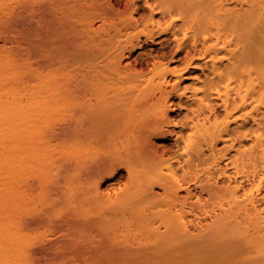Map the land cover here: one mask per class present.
Segmentation results:
<instances>
[{
	"label": "bare ground",
	"instance_id": "obj_1",
	"mask_svg": "<svg viewBox=\"0 0 264 264\" xmlns=\"http://www.w3.org/2000/svg\"><path fill=\"white\" fill-rule=\"evenodd\" d=\"M62 1L49 0L54 8L49 5L48 13L58 14ZM83 1L93 5L88 14L92 20L85 24L94 29L101 22L95 31L109 30L119 21H127L131 29L144 25L127 36L115 59L116 69L128 60L125 67L138 72L143 61L137 57L132 65L129 60L148 45L155 46L145 53L152 59L170 55L159 67L160 62H152L158 106L137 130L125 132L119 125L98 124L96 118L83 116L74 131L81 152L98 136L109 140L101 156L83 152L76 164L64 168L68 173L71 168L84 172L95 187L93 196L112 203L109 210L115 215L101 232L106 237L102 253L91 254L84 264H264V0L169 1L171 21L161 30L157 15L166 11L156 8V0ZM193 7L206 19L194 24L192 39L187 34L181 38L178 22ZM146 8L148 17L143 14ZM34 14L32 10L30 21L40 26ZM96 55V50L81 51L83 103L91 99L85 75L87 67L98 63ZM16 80L14 73H0V264H40L46 257L50 260L44 264L60 259L79 264V249L55 248L58 244H49L51 239L45 240L50 247L31 242L32 225L57 228L64 238L74 230L76 217L35 218L27 207L26 171L44 137L39 125L53 95L31 92ZM187 81L201 89L188 96L192 84ZM211 119L210 127L187 134L194 120ZM10 182L15 183L13 194ZM108 182L104 192L102 186ZM85 192L74 201L82 208L93 201L92 192H86L91 197ZM224 196L228 209L220 202ZM128 215L137 224L131 225L132 219L127 223ZM168 217L170 222H164Z\"/></svg>",
	"mask_w": 264,
	"mask_h": 264
},
{
	"label": "rangeland",
	"instance_id": "obj_2",
	"mask_svg": "<svg viewBox=\"0 0 264 264\" xmlns=\"http://www.w3.org/2000/svg\"><path fill=\"white\" fill-rule=\"evenodd\" d=\"M169 1L174 2V0H156L155 2L157 9L166 11L163 16L157 15L161 22L160 30L167 28L171 21L167 12ZM49 5L54 8L49 0H7L5 3L0 0V73L3 72L6 75L14 73L17 75L15 84L19 87H27L31 89V92L43 90L42 96L46 97L48 91L53 95L52 100L44 105L45 119L39 125V133L44 134V137L37 142L32 161L26 171L27 186L26 184L25 186L29 188L24 186L23 189L31 215L35 218L48 216L53 219L76 217L74 230L71 235L64 238H60L61 234L59 236L58 233L61 231L57 232L56 230H59L57 228L52 226L51 228L49 226L34 228L36 226L32 225L29 231V233L32 232L31 242L38 247L39 245L48 247L45 240L55 239L54 243L51 240L48 241L53 246L57 243L55 248L58 246L61 249H79L82 254L76 258V261L84 264L91 254L97 257L102 253L106 237L101 232L107 225L109 217L111 219L115 215L109 210L112 203L94 197L95 187L86 180L84 172L71 168L72 170L68 173L64 168L68 167L69 163L76 164L77 158L84 152L80 151V140L74 131L78 128L83 116L96 118L98 124L119 125L125 132L128 128L137 130L158 106L157 98L160 93L157 87L158 80L153 78L155 67L152 66V62L154 60L160 62L157 65L159 67L160 64L169 60L170 55L167 57L158 55L152 59L145 53L155 46L148 45L129 60L132 65L135 64L137 57L143 61L142 65H137L138 72L132 73L133 68L125 67L128 60L124 62L122 69H116L114 62L127 36L142 30L143 24L138 29H131L127 26V21L125 23L119 21L109 30L95 31L94 29L98 28L101 22H96L94 29L86 25L92 20L88 15L93 12L92 2L64 0L55 16L48 13ZM32 10L35 11L34 17L40 21L41 27L30 21ZM124 10L125 7L121 6V11ZM189 12L184 21L178 22L182 29L181 38L187 34L192 39L195 35L194 26L206 19V14L198 7L189 9ZM129 13V10L125 11L124 18ZM149 13L150 10L146 8L143 14L148 17ZM134 16L140 19L139 15L134 14ZM48 40H51L50 43ZM51 43L52 46H50ZM37 44L44 47V51L38 49ZM46 47L49 50H46ZM83 49H86L88 53L90 50H96L98 53L96 66L87 67L85 80L87 93L91 99L85 103L81 98L83 78L79 62ZM195 74L203 77L200 71H196ZM192 83V81L186 82V84ZM196 89L200 90L201 85L194 87L192 84L187 90V95H193ZM198 95L202 96V93L199 91ZM27 98L24 97V100ZM213 122V119L211 121L194 120L191 123L193 128H189L187 134L202 131L210 127ZM108 142L106 137H96L92 142L86 143L84 155L101 156ZM108 184L109 182L102 186L104 192ZM9 189L11 194L15 192L14 182H10ZM84 191L92 192L93 198L89 193L87 195L85 192V194L93 201L82 208L74 201L82 196ZM78 194L81 195L78 196ZM71 200L73 204H76L72 205ZM228 200V196L220 200L225 204L226 209L229 207ZM126 219L127 223L132 219L131 225L137 224L136 219L130 215ZM165 220L164 222H170L169 217ZM57 240H61L60 243ZM49 255L56 258L54 254L49 253ZM45 260H41L40 264H44ZM56 260L58 262V259ZM60 264H64L63 261Z\"/></svg>",
	"mask_w": 264,
	"mask_h": 264
}]
</instances>
